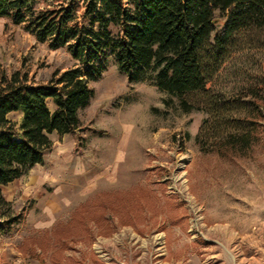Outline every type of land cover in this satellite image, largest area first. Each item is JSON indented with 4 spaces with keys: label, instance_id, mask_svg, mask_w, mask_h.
Here are the masks:
<instances>
[{
    "label": "rangeland",
    "instance_id": "rangeland-1",
    "mask_svg": "<svg viewBox=\"0 0 264 264\" xmlns=\"http://www.w3.org/2000/svg\"><path fill=\"white\" fill-rule=\"evenodd\" d=\"M252 40L264 45V30ZM76 63L67 47L52 49L0 19V67L8 76L47 84ZM91 86L96 95L80 114L81 129L50 135L43 164L2 187L23 217L0 236V264H56L58 257L62 264H264V110L248 147L204 153L196 137L212 123L207 113L186 114L179 98L130 84L115 61ZM8 119L20 124L23 114ZM211 133L203 134L209 151ZM104 193L120 195L108 223L66 229L79 207ZM107 227L112 232L102 235Z\"/></svg>",
    "mask_w": 264,
    "mask_h": 264
},
{
    "label": "trees",
    "instance_id": "trees-1",
    "mask_svg": "<svg viewBox=\"0 0 264 264\" xmlns=\"http://www.w3.org/2000/svg\"><path fill=\"white\" fill-rule=\"evenodd\" d=\"M127 1L125 8L119 0H0V19L25 26L52 49L67 47L77 62L47 84H29L0 67V236L23 217L13 213L2 187L43 164L53 147L50 135L81 129L80 114L96 95L91 84L112 61L130 84L148 83L179 98L186 114L211 117L196 137L202 152L243 150L257 137L264 110V45L254 44L252 32L264 30V0ZM187 94L196 97L195 104ZM172 104L165 99L166 106ZM12 113L23 114L20 124L8 119ZM210 130L215 142L209 151L203 134ZM115 198L120 195L98 194L76 210L66 229L88 231L91 222L108 223L107 213L120 208ZM56 264H62L59 257Z\"/></svg>",
    "mask_w": 264,
    "mask_h": 264
}]
</instances>
